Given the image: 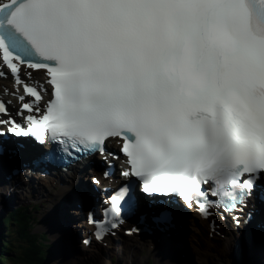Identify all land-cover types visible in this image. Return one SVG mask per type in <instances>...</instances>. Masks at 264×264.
Here are the masks:
<instances>
[{
    "label": "snow or ice",
    "instance_id": "snow-or-ice-1",
    "mask_svg": "<svg viewBox=\"0 0 264 264\" xmlns=\"http://www.w3.org/2000/svg\"><path fill=\"white\" fill-rule=\"evenodd\" d=\"M0 61L17 84L18 64L46 70L53 89L26 129L0 119L8 132L61 138L66 151L103 152L120 137L122 174L149 195L195 201L206 216L215 202L202 185L234 206L264 174V0H0ZM126 195L111 197L110 225L89 215L98 240L118 226Z\"/></svg>",
    "mask_w": 264,
    "mask_h": 264
},
{
    "label": "bare ground",
    "instance_id": "bare-ground-1",
    "mask_svg": "<svg viewBox=\"0 0 264 264\" xmlns=\"http://www.w3.org/2000/svg\"><path fill=\"white\" fill-rule=\"evenodd\" d=\"M2 76H3V72H0V78H2ZM12 181H15V180H17V178H12L11 179ZM14 187V190H19V187H17V186H14L13 184H11V186H10V188H13ZM9 194V189H8V187H4L3 188V195H1L0 196V203L4 200L3 199V197L5 196H7ZM26 194H28V193H26ZM62 196V192H60L59 194H58V197H61ZM15 201H17V197H16V200ZM66 216V215H65ZM67 217V220H68V222H71L73 219V217L72 216H66ZM82 218V217H81ZM8 222H9V225L11 224V218H9V220H8ZM82 223H78L77 224V227L80 229V232H82L83 234L80 236V237H78L77 238V241H78V243H79V253L80 254H84V248H83V246L80 244V242L84 239V237H85V231L87 230L86 229V226L85 225H81ZM21 225H18V228H22V229H24V230H22V231H24V232H22L21 234V236L23 237V238H29L30 237V235H31V232H30V224L29 223H27V225L26 226H24L23 227V225H22V227H20ZM193 227H195V225L193 224ZM27 228H28V230H27ZM193 231H195L194 229H192ZM219 230H220V228H219ZM215 232H216V236H215V238H216V241L217 240H220V238L218 237V230H217V228L215 229ZM221 234H223V233H221ZM27 236V237H26ZM57 236H59V234H56V237ZM83 236V237H82ZM53 238H55V235L53 236ZM148 238H149V240H152L150 237H149V235H148ZM214 238V239H215ZM82 239V240H81ZM205 239H206V237H205ZM17 242V241H16ZM18 245H21V243L20 242H18ZM55 246H57V245H55ZM211 246V256H212V258L213 257H215L216 256V249L212 246V245H210ZM209 247V246H208ZM134 249H136V245L134 246H128V245H126V246H124V247H120V246H114V248L112 249V254L113 255H119V257L121 256H125L126 257V263L125 264H129V262L127 261V258H129V259H131V264H143V257H141V253H139V252H137V253H134L133 251H134ZM153 249V247H151V250ZM232 250L234 251V249L232 248ZM225 252L228 254V252H227V250H225ZM149 253H150V251H149ZM193 253H194V259H195V264H207V256H206V254H204L203 252H199L198 250H196L195 248H194V250H193ZM230 253V252H229ZM61 258L62 257H64V255H65V253L64 252H61ZM136 255H139V256H136ZM80 258L83 260L84 259V256L83 255H80ZM258 258L261 260V262H262V258L264 259V256H262V255H258ZM220 259V258H219ZM149 260L152 262V264H162L161 262H154L152 259H150L149 258ZM160 260H165L164 259V256H161L160 257ZM103 262V260L102 259H100V263H102ZM229 262V260H227L226 262L224 261L223 263H225V264H229L228 263Z\"/></svg>",
    "mask_w": 264,
    "mask_h": 264
},
{
    "label": "trees",
    "instance_id": "trees-1",
    "mask_svg": "<svg viewBox=\"0 0 264 264\" xmlns=\"http://www.w3.org/2000/svg\"><path fill=\"white\" fill-rule=\"evenodd\" d=\"M20 227H22V225ZM0 237H1V235H0ZM3 238H4V236H3ZM12 243H14L16 245L18 244V242H16V241H14ZM9 251H10L9 244L7 243V241L5 239H2V244H0V262L6 263V259L9 260V258H7ZM5 256H6V259H5Z\"/></svg>",
    "mask_w": 264,
    "mask_h": 264
},
{
    "label": "rangeland",
    "instance_id": "rangeland-1",
    "mask_svg": "<svg viewBox=\"0 0 264 264\" xmlns=\"http://www.w3.org/2000/svg\"><path fill=\"white\" fill-rule=\"evenodd\" d=\"M6 208L5 207H1L0 208V216H4V215H6ZM41 228V226H37L36 227V229H40ZM13 242V241H12ZM49 243H52L53 242V240L52 239H49V241H48ZM0 244H1V241H0ZM18 245V244H17ZM23 247H24V245L23 244H21V245H18V247H17V250L18 251H21V250H23ZM14 250H16V247L14 248ZM212 255V254H211ZM25 261L27 260V259H25V258H23ZM19 264H21V263H19Z\"/></svg>",
    "mask_w": 264,
    "mask_h": 264
}]
</instances>
